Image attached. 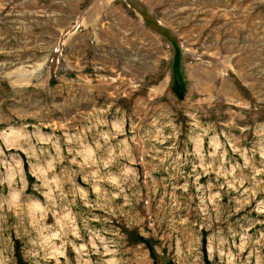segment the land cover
Returning a JSON list of instances; mask_svg holds the SVG:
<instances>
[{"label":"rangeland","instance_id":"obj_1","mask_svg":"<svg viewBox=\"0 0 264 264\" xmlns=\"http://www.w3.org/2000/svg\"><path fill=\"white\" fill-rule=\"evenodd\" d=\"M204 239L264 264V0H0V264H206Z\"/></svg>","mask_w":264,"mask_h":264},{"label":"trees","instance_id":"obj_2","mask_svg":"<svg viewBox=\"0 0 264 264\" xmlns=\"http://www.w3.org/2000/svg\"><path fill=\"white\" fill-rule=\"evenodd\" d=\"M174 66L176 67V70H175L176 77H175L174 84H173L172 88H173L174 92L177 94V96L180 99H183L185 96L186 85H185V82L183 80V76H182L180 69H179V57H176V61H175ZM205 243H206V241L204 239L203 244H204V256H205L206 264H211V261L208 258L207 250L205 248ZM153 264H158V263H157V261H155ZM165 264H175V263L173 261H168Z\"/></svg>","mask_w":264,"mask_h":264}]
</instances>
